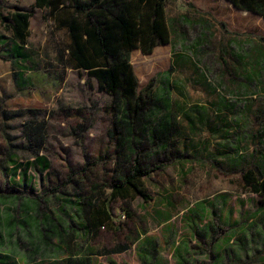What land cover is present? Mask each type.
Listing matches in <instances>:
<instances>
[{
	"label": "rangeland",
	"instance_id": "1",
	"mask_svg": "<svg viewBox=\"0 0 264 264\" xmlns=\"http://www.w3.org/2000/svg\"><path fill=\"white\" fill-rule=\"evenodd\" d=\"M14 9L32 15L24 55L15 63L3 51L12 35L2 19ZM232 9L227 0H167L171 41L151 54L131 52L139 90L154 79L150 91L157 93L159 76L171 74L170 104L160 113L171 119L169 138L155 146L151 137L136 141L155 152L142 157L152 199L127 200L148 235L158 238L163 264H264V197L243 170L258 174L264 153V18L252 15L235 26L224 20ZM49 16L35 0H0V264H143L137 243L105 254L130 233L123 198L105 229L115 223L123 233L102 230L96 237L78 228L83 197L107 201L126 171L130 123L121 110H110L113 98L95 78L66 66L58 53L63 33ZM16 73L28 80L24 88ZM26 123L44 124L42 146L28 143ZM96 181L104 183L100 192ZM36 199L75 230L71 241L45 254L28 248L21 230L38 221ZM202 208L204 219L195 214ZM168 225L181 253L166 244Z\"/></svg>",
	"mask_w": 264,
	"mask_h": 264
},
{
	"label": "trees",
	"instance_id": "2",
	"mask_svg": "<svg viewBox=\"0 0 264 264\" xmlns=\"http://www.w3.org/2000/svg\"><path fill=\"white\" fill-rule=\"evenodd\" d=\"M227 1L240 10L253 12L264 18V0ZM35 7L44 9L52 17L55 28L63 33L64 44L59 45L58 53L65 59L66 66L86 70L90 77L97 80L99 90L113 98L110 110H121L123 117L129 120V132L133 135L126 171L114 181L109 199L103 202L93 201V195L81 198L84 205L77 212L82 222L78 228L83 229L87 235L97 237L109 226L111 215L119 206L116 201L121 197L124 199L120 204L125 215L123 224L130 233L126 235L127 241L106 248L105 254L124 252L137 243L138 256L143 264H163L158 238L148 235L146 221L138 216L127 200L135 197H141L144 201L152 199L142 180L149 172L142 165V157L155 155V152L152 146L146 150L136 141L151 137L155 139V146L162 139L165 142L169 138L171 119L161 118L160 113L170 104L167 96L170 89V71L159 76L161 85L157 93L150 91L154 79L146 88L139 90V81L130 61L133 50L140 49L144 54H151L155 47L171 41L167 0H35ZM31 16L30 12L23 9H14L2 16L3 23L12 35V41L3 44V51L14 63L24 55ZM15 80L19 88L28 84V80L23 79L20 73L15 74ZM25 130L28 143H36L38 147L43 145L44 124L33 126L32 123H26ZM168 151V148H162L165 156ZM38 159L44 164V168L49 167L45 157L38 156ZM260 160L262 163L258 165V174L253 169L243 170L246 183L253 192L264 197V153ZM81 173L87 175V169L83 168ZM75 175V172H71L67 180L72 181ZM77 184L81 186L79 181ZM103 185L104 183L96 181L95 192H100ZM43 202L44 199L32 201L36 205L38 221H34L31 226L25 223L26 226H22L21 230L28 248L45 254L52 246L60 248V242L71 241L73 236L70 233L75 230L73 224L47 214ZM201 211L202 215L198 211L195 214L204 219L205 209L202 208ZM113 228L114 230H110ZM212 229L213 225L210 223L205 231L211 232ZM125 230V227L113 223V227L105 231L123 233ZM167 233L166 244L173 247L175 253H181L182 246L178 247L177 234L171 225L167 226ZM8 234L11 236L10 229Z\"/></svg>",
	"mask_w": 264,
	"mask_h": 264
},
{
	"label": "crops",
	"instance_id": "3",
	"mask_svg": "<svg viewBox=\"0 0 264 264\" xmlns=\"http://www.w3.org/2000/svg\"><path fill=\"white\" fill-rule=\"evenodd\" d=\"M232 8L233 9L231 10V13L228 15L229 17L228 18H225L224 20L227 23H233V24H235V26L237 24H239L241 21H243V19H245L247 17L250 18L252 15L259 16V15L255 14V13H253V12L240 10V9L236 8L235 6H233V5H232ZM132 136L133 135L130 132L129 133V138L132 139Z\"/></svg>",
	"mask_w": 264,
	"mask_h": 264
},
{
	"label": "built area",
	"instance_id": "4",
	"mask_svg": "<svg viewBox=\"0 0 264 264\" xmlns=\"http://www.w3.org/2000/svg\"><path fill=\"white\" fill-rule=\"evenodd\" d=\"M122 218H123V219L125 218V215H124V213H123V215H122Z\"/></svg>",
	"mask_w": 264,
	"mask_h": 264
}]
</instances>
